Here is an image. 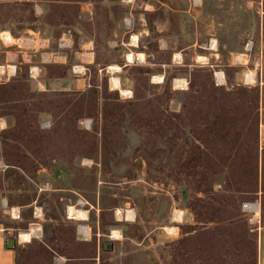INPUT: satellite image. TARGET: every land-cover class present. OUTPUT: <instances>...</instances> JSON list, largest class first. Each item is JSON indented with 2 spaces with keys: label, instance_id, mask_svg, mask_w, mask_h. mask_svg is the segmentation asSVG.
I'll list each match as a JSON object with an SVG mask.
<instances>
[{
  "label": "rangeland",
  "instance_id": "1",
  "mask_svg": "<svg viewBox=\"0 0 264 264\" xmlns=\"http://www.w3.org/2000/svg\"><path fill=\"white\" fill-rule=\"evenodd\" d=\"M81 1H47L45 14L38 16L32 2L0 0V28L19 33L51 22L56 38L65 23L77 41L78 30L90 38L94 50L83 88L38 90L24 79L16 90L22 100L14 104L30 109L0 104L5 114L0 121H6L0 125L1 229H10L11 237L38 224V234L29 241H39L44 224L52 223L61 226L79 255L91 250L82 259L55 254L51 264H259L260 226L253 230L241 204L257 199L264 226V129L259 130L264 121V0H86L91 19L80 16ZM132 34L138 36L133 50L147 57L122 68L121 86L131 91L124 96L110 86L109 73L99 70L120 59ZM212 38L216 46L204 51L207 62L196 61L193 48ZM247 40L253 42L251 55H243L241 62L235 55L244 52ZM259 54L262 65L255 81L246 82L244 74ZM215 70L223 72L224 83H217ZM23 73L25 66L18 74ZM155 74L163 76L161 82L152 81ZM177 78L186 80L184 88L173 85ZM93 90L95 105L89 100ZM104 95L113 105L107 112ZM69 97L78 99L75 107L66 105ZM217 111L220 122L226 124L228 112L235 122L221 140L209 123ZM217 126L219 133L228 127ZM253 135L257 158L251 189L256 191L235 193V185H242L241 157L227 160L225 148L236 138L251 142ZM15 162L17 168L10 164ZM204 175L211 194L238 199L235 211L241 215L231 226L222 221L228 214L224 207L215 214L219 222H196L189 203L207 198L195 186ZM7 197L19 207V218L12 215ZM78 200L88 210L83 221L66 214V206ZM116 208L131 209L133 217L117 219ZM175 209L183 211L180 221L173 219ZM80 222L90 227L88 240L77 236ZM166 226L176 230L169 233ZM112 230L121 237L111 238Z\"/></svg>",
  "mask_w": 264,
  "mask_h": 264
},
{
  "label": "crops",
  "instance_id": "2",
  "mask_svg": "<svg viewBox=\"0 0 264 264\" xmlns=\"http://www.w3.org/2000/svg\"><path fill=\"white\" fill-rule=\"evenodd\" d=\"M27 1L32 2L35 15L43 16L46 12L43 5L45 4V2L50 0ZM120 1L126 4L132 2L124 0ZM80 16L84 17L85 19L92 18L91 2L86 0L80 2ZM125 20H128V18L126 17ZM45 24L46 25L44 26L23 28V30L19 31V33H12L8 28H0V83H6L10 81L12 77L16 76L19 73V70L23 65L27 68L26 79L28 80V82H30L33 89L67 91L73 88H83L86 84L87 67L94 62L92 40L90 38L82 37L81 31L78 30L80 38L77 41V38L75 39L73 36L74 33L68 27L64 26L67 25L65 23L60 24L61 26H63V29H61L60 33L56 36V38H54L51 34L52 23L45 22ZM123 26H125V23H123ZM4 33H7L9 35L8 41L4 40ZM122 43L125 46L127 44L124 42ZM207 45L208 43L206 45H199L198 47H196L198 48V51L196 48H193L195 56L200 55L209 58V56H207L204 51L214 50L215 48L210 49L209 47H207ZM131 46H126L127 51L121 55L119 60H114V62L110 63H116L119 66L120 64L118 63H122L121 70L114 73L115 77L119 79L120 86L122 83V78L120 76L122 68L129 63L125 59L126 53L130 50H132L134 53L138 52L133 50L134 48H137L136 46ZM200 52L203 53L201 54ZM141 53L144 54V58L146 59V53ZM210 54H212V52H210ZM238 54H242L245 56L244 52ZM238 54H236L235 56H237ZM195 56L194 59L196 58ZM48 64H56L65 67L64 69L66 70L61 75L51 74L46 69ZM108 65L109 64H106L104 67L100 68L99 71H105L108 72L109 75H111L108 70ZM248 70L253 71L256 75L257 69H254L253 65L251 68H248ZM260 84L264 85V80L261 79ZM2 120L3 122H6L3 118ZM260 141L261 148H264V138L262 139L261 137ZM12 209H15L16 213L19 212V207L17 206H12L11 211ZM10 233V229L0 230V264H15L14 248L8 247L6 245V238ZM259 240V264H264V226H261V224L259 229Z\"/></svg>",
  "mask_w": 264,
  "mask_h": 264
},
{
  "label": "trees",
  "instance_id": "3",
  "mask_svg": "<svg viewBox=\"0 0 264 264\" xmlns=\"http://www.w3.org/2000/svg\"><path fill=\"white\" fill-rule=\"evenodd\" d=\"M23 66V65H22ZM21 66V67H22ZM57 67L59 65L56 64H48L47 68L51 69V67ZM51 69V74H61L63 72L61 71H55ZM27 78V68L25 66V73L22 75L17 74L16 76L12 77L10 80L12 83L6 82V83H0V104L6 109V107L14 108L15 110H23V109H30L27 108L26 104L23 105H17L14 104L15 102H20L22 100V97H17L16 90L19 88V82L20 80H24ZM19 81V82H18ZM16 82V83H13ZM92 93V94H91ZM89 95L90 103L97 104V90L91 91ZM65 94V93H64ZM95 96V97H94ZM30 97H32L30 95ZM103 100L105 101L107 99V96H102ZM72 98L69 97L66 101V105L68 106H74L75 103H78V99L74 98V101L72 102ZM88 100V101H89ZM27 102V101H25ZM5 105H8L5 107ZM112 103L104 102V112L110 111L107 110L108 107H112ZM120 111V108L118 109ZM110 114L112 117H115L116 114L107 113ZM106 114V116H107ZM221 111H217L216 115L213 117L210 123V128L212 131V135L214 137H218L219 140L225 138L229 132L232 131L235 127V122L233 121V116L231 112L227 113L228 121H226V124L220 122ZM250 114V113H249ZM5 115L3 112H0V116ZM252 112H251V118H252ZM218 124L225 127L220 133L218 132ZM227 129V130H225ZM225 135V136H224ZM8 138L9 136H5ZM236 142L225 148L227 156V160H230L231 158H235L237 156L241 157L240 161V181L242 185H235V188L233 189L235 193H245V192H253L256 190H252V185L254 183V176L251 178L252 172L256 169L254 167V163L252 162L254 156L255 159L257 158V151L255 149L254 151V135L252 137L251 142H244L245 140H242L241 138L237 141V138L234 139ZM251 162V164H249ZM13 165L12 167L18 166V163H10ZM197 190L201 193H204L207 198L203 199L200 197H195L192 199V201L189 203V207L192 210V213L194 214V218L196 222L198 223H217L220 221L215 219V214L218 210H220L221 207L228 208V214L227 216L222 220L227 225L231 226L234 223V220L238 217H240V212L235 211V203L238 202V199L235 198L234 195H217V194H211L210 193V187L208 185V177L203 176L195 179ZM255 182H257V174H255ZM227 190H229L227 188ZM230 191V190H229ZM241 198V197H240ZM256 198V197H255ZM214 201H217V205L214 206ZM7 203L10 206H13L14 203L10 197H7ZM19 227H25V225H21ZM44 231V238L42 240L36 241L32 240L28 243H25L23 245H17L14 247V262L15 264H51L52 258L55 254L60 255H66L67 260H73V259H82L90 257L88 254L91 253V250L85 251L83 256L79 255L73 246L70 243V240L68 237H65L62 234L61 226L54 225L52 223H45L43 226Z\"/></svg>",
  "mask_w": 264,
  "mask_h": 264
},
{
  "label": "bare ground",
  "instance_id": "4",
  "mask_svg": "<svg viewBox=\"0 0 264 264\" xmlns=\"http://www.w3.org/2000/svg\"><path fill=\"white\" fill-rule=\"evenodd\" d=\"M3 38L5 41L9 40V35L7 33L3 34ZM138 41V36L136 34H132L129 38V44L132 46H136V43ZM207 47H209L210 49L215 48V40L211 39L209 44L207 45ZM174 57L176 59H179V53H175ZM125 59L127 62L132 63L133 61H138V62H142L144 60V54L141 52H137L134 53L132 50L128 51L125 55ZM196 61L198 62H202V63H206L207 62V58L204 56H196ZM235 59L238 60H244V57L242 54H238L236 56ZM81 69V68H79ZM108 70L111 73L110 75V86L113 89L119 90V92L124 95V96H130L131 91L127 88H123L122 86H120V82L119 79L117 77H115L114 73L115 72H119L121 70V66L115 64H109L108 65ZM215 78L217 83L222 84L224 83V74L221 70H215ZM163 79V76L160 74H155L152 76V81L154 82H161ZM244 79L246 80V82H252L255 81V77H254V72L251 70H247L244 74ZM249 82V83H250ZM173 85L175 87L178 88H184L186 85V80L184 78H177L174 80ZM3 120L0 121V125H3ZM16 210L12 209V215L16 216ZM39 213L38 208H36L35 210V214L37 215ZM66 214L68 215V217L76 219L78 221H83L87 219V215H88V210L86 208L83 207V205H76V204H68L66 206ZM183 211L180 209H175L173 211V219L175 221H180L181 217H182ZM257 216L259 215V210L257 211ZM115 216L117 219L120 218H126L131 219L133 217V211L131 209H126L125 211H121V209L116 208L115 209ZM0 230L1 227H0ZM165 230L169 233H172L176 230V228L174 226H166ZM39 232V225L38 224H30L29 228L23 231L19 232V241L20 242H28L32 236L37 235ZM111 238L113 239H119L121 237L120 232L118 230H112L111 231Z\"/></svg>",
  "mask_w": 264,
  "mask_h": 264
},
{
  "label": "built area",
  "instance_id": "5",
  "mask_svg": "<svg viewBox=\"0 0 264 264\" xmlns=\"http://www.w3.org/2000/svg\"><path fill=\"white\" fill-rule=\"evenodd\" d=\"M124 1H132V0H124ZM252 46H253V42L252 40H247L245 42L244 45V53L245 56H249V54L251 55V51H252ZM174 62H178V60L176 61L174 59ZM262 65V55H257L255 57V59H253V66L254 69H257L258 66ZM261 129H264V121L260 120L259 121V130L261 131ZM81 200H78L75 204L76 205H83L84 203ZM241 210L248 215L247 219L248 222L253 225V230H258V227L260 226L261 223V218H260V203L257 199L255 200H250V201H244L241 204ZM259 210V215L257 216V211ZM16 217L19 218V212L16 213ZM68 217V215H67ZM70 218V217H68ZM73 219V218H71ZM76 233L79 239L81 240H88L90 238L91 235V231H90V227L85 224V223H79L76 226Z\"/></svg>",
  "mask_w": 264,
  "mask_h": 264
},
{
  "label": "water",
  "instance_id": "6",
  "mask_svg": "<svg viewBox=\"0 0 264 264\" xmlns=\"http://www.w3.org/2000/svg\"><path fill=\"white\" fill-rule=\"evenodd\" d=\"M18 241H19V234H17L14 237H7L6 238V245L8 247L14 248L16 246V243H18ZM109 244L112 245V243H109ZM105 245H106V243H103L101 245V248L104 249L105 248Z\"/></svg>",
  "mask_w": 264,
  "mask_h": 264
}]
</instances>
